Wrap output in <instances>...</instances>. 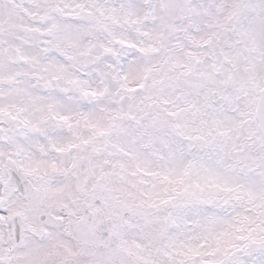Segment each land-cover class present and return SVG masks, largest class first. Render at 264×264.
<instances>
[{"label":"snow or ice","instance_id":"6c2138e0","mask_svg":"<svg viewBox=\"0 0 264 264\" xmlns=\"http://www.w3.org/2000/svg\"><path fill=\"white\" fill-rule=\"evenodd\" d=\"M0 264H264V0H0Z\"/></svg>","mask_w":264,"mask_h":264}]
</instances>
